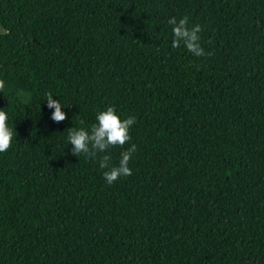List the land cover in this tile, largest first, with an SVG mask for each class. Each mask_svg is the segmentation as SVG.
Masks as SVG:
<instances>
[{
    "label": "trees",
    "instance_id": "obj_1",
    "mask_svg": "<svg viewBox=\"0 0 264 264\" xmlns=\"http://www.w3.org/2000/svg\"><path fill=\"white\" fill-rule=\"evenodd\" d=\"M0 28V264H264V0H0ZM109 105L112 161L137 146L111 185L67 145Z\"/></svg>",
    "mask_w": 264,
    "mask_h": 264
},
{
    "label": "clouds",
    "instance_id": "obj_2",
    "mask_svg": "<svg viewBox=\"0 0 264 264\" xmlns=\"http://www.w3.org/2000/svg\"><path fill=\"white\" fill-rule=\"evenodd\" d=\"M167 23L171 26V47L179 49L183 47L195 57H204L206 53L201 44L200 33L202 28L199 24L189 27V18L181 16L169 17ZM47 107L51 110L50 118L54 122H61L66 119V113L62 111L63 104L59 99H53L51 93L45 94ZM81 124L84 122L81 121ZM136 123V117L129 115L121 116L114 106H107L95 114V122L90 128L77 127L69 128L67 134V145L71 144L70 151L75 156L83 154L86 159L98 160L99 168L104 170L102 175L107 184L130 176L132 169L129 162L137 151L134 143L119 154L118 161L113 162L109 150L115 146H124L130 142L132 137L129 134L131 127ZM14 127L9 124V116L6 111L0 109V153L7 152L14 138ZM98 154H103L102 156Z\"/></svg>",
    "mask_w": 264,
    "mask_h": 264
},
{
    "label": "rangeland",
    "instance_id": "obj_3",
    "mask_svg": "<svg viewBox=\"0 0 264 264\" xmlns=\"http://www.w3.org/2000/svg\"><path fill=\"white\" fill-rule=\"evenodd\" d=\"M0 31H1V28H0Z\"/></svg>",
    "mask_w": 264,
    "mask_h": 264
}]
</instances>
